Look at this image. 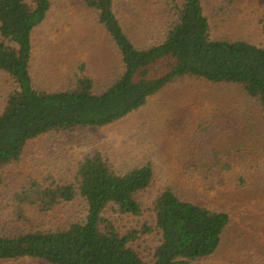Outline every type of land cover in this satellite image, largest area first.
<instances>
[{
  "label": "trees",
  "instance_id": "16d2710c",
  "mask_svg": "<svg viewBox=\"0 0 264 264\" xmlns=\"http://www.w3.org/2000/svg\"><path fill=\"white\" fill-rule=\"evenodd\" d=\"M74 1L114 65L103 74L87 50L76 52L66 81L44 87L33 67L35 32L55 0H0V263L198 264L215 257L234 217L183 196L173 182L159 187L155 150L123 165L105 143L54 164L70 137L111 128L151 99L173 91L178 98L200 83L237 91L236 110L220 98L206 111L181 114L192 152L179 175L207 185L233 172L249 149L264 166V13L257 44L217 36L236 21L241 0H215L211 12L205 0ZM168 115L158 130H171L175 114ZM245 120L259 128L239 146L235 134ZM248 259L264 264L262 253Z\"/></svg>",
  "mask_w": 264,
  "mask_h": 264
},
{
  "label": "rangeland",
  "instance_id": "374dc122",
  "mask_svg": "<svg viewBox=\"0 0 264 264\" xmlns=\"http://www.w3.org/2000/svg\"><path fill=\"white\" fill-rule=\"evenodd\" d=\"M205 2L211 12L215 0H205ZM263 13L264 0H241L238 18L229 27L218 30L217 36L246 38L262 44L258 20L263 17ZM95 32L96 27L90 17L78 9L74 0H55L51 17L35 32L33 67L37 82L44 87H54L65 82L70 58L78 57L77 53H84L85 50L87 54H91L86 58H93V62L100 67L101 73L110 72L114 65L113 54L102 47V39L99 35L96 36ZM80 47L81 50L78 52ZM188 86L190 89L187 87L178 98L174 96L177 91H173L170 95L164 94L151 99L148 107L111 128L90 130L70 137L69 142L60 149L58 162L52 160V163L63 166L73 155H79L80 151L105 143L114 147L123 165L136 162L140 156L139 152L142 154L144 149L155 150L158 154L156 162L160 170L159 187L165 182H173L183 196H188L200 204L226 209L234 217L235 223L226 237L224 247L215 257L198 264H247L246 259L254 253L264 255V166L254 163L257 153L249 149L247 158H240L233 172L219 174L207 185L198 186L186 182L179 175L177 171L180 169L181 161L185 159L186 154L192 152L191 146L186 144L185 132L187 127L189 128L188 120L182 118L181 114L193 109L204 111L208 102L216 103L220 98L222 105L228 104L233 108L231 103L237 104L235 96L237 91L200 83ZM5 89L6 84L0 80V101ZM235 108L236 105L233 111L236 110ZM168 113L175 114V118L171 130L162 132L160 129L169 118ZM258 123L255 120H245L238 125L239 134L236 133L235 137L239 146L241 136H249L250 140L256 139ZM154 126H157L156 130ZM157 140L158 142L155 143ZM0 264L43 263L21 260L5 261Z\"/></svg>",
  "mask_w": 264,
  "mask_h": 264
}]
</instances>
